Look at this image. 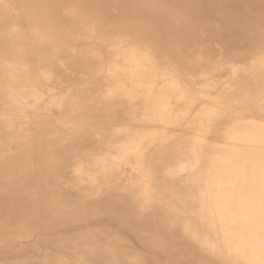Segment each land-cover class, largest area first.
Returning <instances> with one entry per match:
<instances>
[{
    "label": "bare ground",
    "instance_id": "6f19581e",
    "mask_svg": "<svg viewBox=\"0 0 264 264\" xmlns=\"http://www.w3.org/2000/svg\"><path fill=\"white\" fill-rule=\"evenodd\" d=\"M5 4L19 15L1 13V31L19 24L28 34L17 35L15 28L3 32L10 51L21 49L16 36L28 39L23 43L24 51L38 47L45 35L50 37L47 29L46 34L34 31L37 25L30 19L33 15L50 13L67 27L70 13L87 11L85 19L93 12L98 26L108 28L104 39L96 40L107 43L112 51L108 70L98 68L95 73H102L110 83L122 80L118 76H128L135 88L131 92L144 99L141 107L158 99L151 94L155 84L151 77L160 68L172 71L177 78L188 71L181 77L190 86L199 77L196 73L208 74L216 64L217 60L211 64L214 56L219 57L218 64H230L221 52L207 50L212 58L195 66L199 51L194 39L201 28L220 27L224 29L219 35L223 39L230 33L221 22L230 21L231 14L220 6L213 7L211 0H7ZM261 26L250 27L243 36L262 41L258 35L264 34V23ZM229 35L242 39L236 32ZM231 38L221 40L220 48H225ZM128 39L134 40V52L122 54L120 43ZM139 50L155 53L157 64L149 60L145 64L144 58L137 57ZM57 55H42L40 60L54 61ZM252 64L255 66L238 75L245 78L243 88V79L236 78L215 96L217 103L215 99L204 100V112L190 111V117L197 120L192 118L187 123L149 115V120L137 119L141 125L161 122L170 129L181 128L179 135L161 131L164 139L155 137L159 140L152 146L145 141L147 147H143L142 137L135 148L128 132L110 145L105 140L92 141L84 125L80 130L63 131L56 123H45L44 129H38L41 122L34 124L25 116L11 120L0 116V247L43 230L39 237L46 239L51 234L63 235L58 232L73 233L69 239L61 238L56 247H111L114 262L119 248L151 249L146 260L134 257L123 264H149L154 263L153 258H164L165 264H264V63ZM163 75H158L156 82L171 87L169 78L162 83ZM131 76L146 86L133 82ZM172 87L176 89V84ZM24 96L14 91L9 101L1 97L0 102L26 110ZM190 99L187 105L192 106L195 101ZM22 124H31L36 130L28 136L21 130ZM79 135L83 142L77 140ZM148 147L152 149L137 155L136 150L142 154ZM75 156L82 159L77 161ZM123 158L131 163L137 159L135 163L141 164L140 176L131 183L104 175L105 168H116ZM30 211L47 215L51 221L35 216L31 222ZM84 228L94 229L89 239L83 236ZM121 234L126 235L125 242ZM201 248L207 254L198 252ZM53 260L48 255L36 264H53Z\"/></svg>",
    "mask_w": 264,
    "mask_h": 264
},
{
    "label": "rangeland",
    "instance_id": "374dc122",
    "mask_svg": "<svg viewBox=\"0 0 264 264\" xmlns=\"http://www.w3.org/2000/svg\"><path fill=\"white\" fill-rule=\"evenodd\" d=\"M6 1L0 0V17L2 16L1 13H9L17 17L19 15L18 11L15 8H6ZM211 2L213 7L220 6L223 11L231 14V20L221 22V24L229 28V34L232 35V32H236L237 35H242V39H234V36L229 34L224 39L220 38V32L224 30L220 27L205 26L201 28L198 37L194 39L199 51V59L195 61V66L200 67L203 61L212 58V56L206 54L207 50L210 53L221 52L220 55L224 57V61L230 64L222 66L218 64L219 57L214 56L215 59L211 64L213 65V62L217 60L216 64L209 68L210 70L205 76L196 73L195 75L199 77H195L194 85L190 86L186 85V81L181 77L186 76L188 71H183L180 78H177V74L172 71L165 72L160 68L156 71V75L151 77V80L155 82L151 87V94L154 93L158 99L156 98L154 103L151 102V105L146 107H141L144 99L136 97L131 92L135 88L131 86V79L128 76H118L122 77V80L119 81L118 79L116 83H110L102 73H95L99 71L98 68L108 70V62H110L109 58L112 51L109 50L107 43L104 42V45H102V42L98 43L96 40L98 38L104 39L108 28L107 25L102 28L98 26L99 21L92 19L91 14L93 12H88L90 15L83 19L87 11H77L73 14L66 11L69 14L70 21L66 23L67 27L50 13L41 16L33 15L30 19L37 25L34 31L46 34L44 29H47L49 31L47 34L51 35L50 37L45 35L43 42L38 47L25 51L23 43L28 40L27 38L16 36L15 39L22 44L21 49L10 51L7 38L3 33L15 28L17 35L27 37L28 34L21 25L13 24L5 31L0 29V98L9 101L8 99L14 96V91L22 92L25 95L24 103L28 105V108L23 110L21 107L10 108L11 106L8 105L11 104H4L1 101L0 116L7 120L19 119L25 116L29 120H34V124L37 121L41 122L40 126L37 127L38 129H44L43 124L45 123H56L63 131L80 130L84 125L86 129H89L91 133L89 135L93 136V138H90L92 141L105 140L110 145L120 139L124 132H128L132 136L130 140L135 148L139 146V139L142 137L145 138L142 139L144 141L143 147H147L146 143L148 142H152L149 146L155 145L156 141L159 140H156V138L164 139L160 133L161 131L163 133L164 130L169 135L181 134L180 127H171L170 129L161 122H149L141 125L136 120L142 118L149 120V115L159 116L162 120L174 117L179 122L187 120L188 123L193 118L189 115L191 110L192 113L204 112L206 110L204 100H214L215 96L223 91L226 84L231 83L236 78L243 79L242 76L238 77L239 73L251 67L253 61L264 63V34L258 35L263 39L262 41L258 40L257 37H254L257 39L250 40L243 36L247 34L250 27L254 29L262 27L261 25L264 23V0H211ZM215 14L218 13L215 12ZM202 18H207V16ZM0 21H2L1 18ZM78 22L82 25L77 26ZM93 33L97 34L96 37L92 36ZM228 36L232 37V40L225 48L221 49V40L227 39ZM130 39L127 41L122 40L120 43L122 54L134 52L131 48L134 40L129 41ZM45 45L48 48L51 45L52 48L48 49ZM53 53H58L57 59L54 61H50L51 59L49 61L40 60L42 55ZM136 54L138 58L141 57L146 60L144 61L145 64L147 60L151 61L152 64H157V58L153 52L151 53L153 55L144 51H137ZM91 55H96L99 59L95 60ZM166 61H169V59L167 58ZM225 64L227 63L225 62ZM162 73L164 74L160 77L162 83L165 81L163 79L169 78L167 83L169 86L171 84V87L165 88V84L161 86V82H156L158 75L160 76ZM131 77L134 79L133 82L145 83L139 78ZM244 80L245 78L240 81V87L242 88L244 87ZM173 84H176V89L172 87ZM144 85L146 86V84ZM155 85L157 86L155 87ZM154 87L157 89L153 90ZM199 87L202 90L198 89ZM167 90L169 92H166ZM146 96H149L148 92ZM189 96L193 97L190 99ZM131 97L134 99L128 103ZM189 99L195 101L192 106L187 105ZM215 103H217L216 99ZM195 104L197 107L194 106ZM158 112L157 115L149 114ZM182 115L188 116L182 117ZM61 123H63L62 126ZM30 125L26 127V124H22L23 127H21V130L28 136L36 130ZM56 132H61V130ZM82 135L77 137L80 142L85 140ZM149 149L152 148L143 149L142 154L136 150L137 155L143 156V153ZM89 157L91 155L87 158ZM74 158L77 161L82 159L79 156ZM124 158L116 168H105L104 173H106L104 175L118 176L117 178L120 177L122 181L129 183H131L132 178L140 176L141 164L135 163L137 159L134 160V163H131L124 161ZM106 169L109 171H105ZM1 195L2 193H0V199ZM27 214L29 219H32L31 222H34L35 216L41 218V221L43 219L47 222L50 220L46 218L47 215H39L36 211L34 213L30 211ZM3 230L7 232V229L3 228ZM42 231L36 230L32 231L33 234L31 235H22L18 239V243L15 241L5 242L6 247H0V259L6 257V260L0 262V264H36V261L46 259L48 255L55 260L53 264H123L128 260H134V257H138L140 260L151 257L149 247H122L118 249L115 257L117 261L114 262L110 253L112 251L111 247H102L101 249L99 247H56L55 244L61 238L69 239V236H73V233L58 232L63 235L51 234L46 239L45 237H39ZM93 232V228H84L83 236L89 239L88 235ZM120 239L125 242L126 235L121 234ZM52 242L54 245L51 244ZM198 252L207 254L203 248L199 249ZM57 258H62V260L60 262L56 261ZM212 258L215 257L212 256ZM153 260L154 263L149 264H165L166 262L164 258H153Z\"/></svg>",
    "mask_w": 264,
    "mask_h": 264
}]
</instances>
